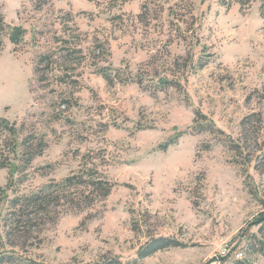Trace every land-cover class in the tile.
Instances as JSON below:
<instances>
[{
	"label": "rangeland",
	"instance_id": "1",
	"mask_svg": "<svg viewBox=\"0 0 264 264\" xmlns=\"http://www.w3.org/2000/svg\"><path fill=\"white\" fill-rule=\"evenodd\" d=\"M263 3L0 0L24 31L0 53V119L22 142L21 172L0 168V253L41 264H264L253 224L264 211ZM103 66L117 69L114 83ZM164 78L174 83L158 90ZM203 121L220 132H199ZM82 167L115 183L108 196L73 195L32 213L26 229L10 225L13 197ZM159 236L186 246L139 259Z\"/></svg>",
	"mask_w": 264,
	"mask_h": 264
},
{
	"label": "trees",
	"instance_id": "2",
	"mask_svg": "<svg viewBox=\"0 0 264 264\" xmlns=\"http://www.w3.org/2000/svg\"><path fill=\"white\" fill-rule=\"evenodd\" d=\"M261 12L264 16V3L262 5ZM6 36H9L11 42L14 44H19L23 40L24 31L20 27H10L5 21L4 16L0 14V53L4 49ZM199 61L198 67L200 68L204 65V63L201 62V59ZM99 72L109 83H114L116 78L115 76L118 74L117 69H111L110 67L105 66L100 67ZM137 81L142 83L140 78ZM173 83L174 81L164 78L160 79L155 86L158 90H164L168 86L173 85ZM198 116L204 118V115L201 113H199ZM199 128V132L215 133L218 131L215 124L210 121L201 122ZM5 131L9 134L8 136H10V139H7V133L5 134ZM4 135H6V137L3 139L2 136ZM19 136V130L16 127V124H10L8 119H0V168H10L12 178L15 174L21 172V165L14 162L17 159L20 147L22 146ZM175 142L176 139L173 138L170 140L168 145L170 146ZM229 144L232 148L237 146L233 140H230ZM32 156L34 155H31V158ZM114 185L115 183H112L106 174L100 173L97 169L91 167H82L78 172L72 173L60 182L48 183L39 190L32 191L30 193L17 194L10 200L11 211L7 218L10 220V225L12 227L19 228L20 230L26 229V227H29L30 225L31 214L35 212H45L52 202L60 201L63 198L74 199V196L78 195L86 198V200L90 199L89 201L92 202V200L108 196ZM0 196L8 199L7 191L1 185ZM253 224L259 227V232L263 238L260 241L261 248L259 250L264 256V211H262L255 218ZM178 246L186 245L175 237H152L138 251V256L139 259H144L159 250ZM0 262H10L15 264H41L31 258H20L6 253H0ZM133 262L135 263L137 261ZM133 262L129 261L124 263L121 257L112 256L109 258L104 257L99 261L86 264H133ZM237 262L238 264H253L247 261Z\"/></svg>",
	"mask_w": 264,
	"mask_h": 264
}]
</instances>
